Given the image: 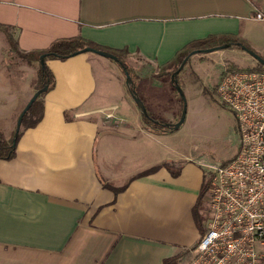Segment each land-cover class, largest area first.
<instances>
[{"label": "crops", "instance_id": "crops-1", "mask_svg": "<svg viewBox=\"0 0 264 264\" xmlns=\"http://www.w3.org/2000/svg\"><path fill=\"white\" fill-rule=\"evenodd\" d=\"M257 12L264 0H0V23L22 51L75 35L127 49V61L152 69L138 91L160 117L169 96L156 73L189 42L231 34L264 55ZM8 53L0 30V129L10 138L13 108L34 94L36 68L22 63L25 75L12 85ZM111 60L92 52L47 60L55 86L43 98V117L22 132L12 159H0V264H163L185 250L182 264H189L201 236L194 207L204 171L193 158L176 157L166 135L147 130L134 102L122 111L112 86L121 68ZM137 147L147 157L123 174ZM166 164L180 171L173 175ZM104 182L127 185L115 193Z\"/></svg>", "mask_w": 264, "mask_h": 264}, {"label": "built area", "instance_id": "built-area-1", "mask_svg": "<svg viewBox=\"0 0 264 264\" xmlns=\"http://www.w3.org/2000/svg\"><path fill=\"white\" fill-rule=\"evenodd\" d=\"M217 93L236 116L240 145L228 163L207 165V220L189 264H264V70H226Z\"/></svg>", "mask_w": 264, "mask_h": 264}, {"label": "rangeland", "instance_id": "rangeland-1", "mask_svg": "<svg viewBox=\"0 0 264 264\" xmlns=\"http://www.w3.org/2000/svg\"><path fill=\"white\" fill-rule=\"evenodd\" d=\"M248 50L262 57L264 56L254 49ZM248 50L241 47H228L208 53H196L180 73L179 79L186 103V106H184L186 109V119L179 129L163 133L166 136L162 142L167 141L170 143L171 148L177 153L176 157L184 158L187 156L198 162L204 171V182L206 183L209 182L211 176V171L207 165L221 164L233 158L239 150L240 141L236 116L220 99L217 93V86L226 69L233 66L247 69L258 65V61ZM127 62L133 71L140 76L138 78L135 77L137 88L139 81L142 80L141 76L147 75V78L151 77L152 69L148 66H143L141 62L132 59ZM4 63L7 72H9L14 81L12 85L16 86V82L19 81L20 77L25 75L23 73L25 64H22L25 62L13 53H8L4 58ZM157 84L160 91L167 93L169 96L165 104L166 106L160 109L159 113L163 119L174 123L179 119L184 109H182L181 95L174 88L169 77L164 80L159 79ZM112 86L113 94L123 111V108H126V100L133 103L134 99L126 84L125 73L121 69L115 73ZM20 108V103L13 108L17 118L20 114L19 112L22 110ZM5 114L8 115L7 111H5ZM123 117L126 122L135 121L128 111L123 112ZM133 149L125 157V165L121 170L123 174L136 166L142 165L144 159L147 157L145 156L146 153H139L138 147L135 151ZM136 155H139V157L134 158ZM119 168L120 165L118 167L116 165V170H119ZM203 216L204 223L207 220L205 212Z\"/></svg>", "mask_w": 264, "mask_h": 264}, {"label": "trees", "instance_id": "trees-1", "mask_svg": "<svg viewBox=\"0 0 264 264\" xmlns=\"http://www.w3.org/2000/svg\"><path fill=\"white\" fill-rule=\"evenodd\" d=\"M0 30H2L4 34L6 35V39L9 43V53H13L16 57L21 59L23 62L27 63L29 66L36 68V77L32 81V86L35 89V91L46 87V90L43 91L41 95L35 99L31 107L24 114L22 118L20 130L18 131L16 136H15L16 125L14 128L13 134L10 138H7L5 134L3 133V131L0 129V159H5V160L12 159L16 154V145H17L18 139L20 138L22 132L27 128L36 126L43 117V111H44L43 98L45 94L55 86L54 74L47 65L48 59L64 60L71 56L79 54L80 53L79 51L86 47H91L96 50H103L111 54H114L119 58L121 62V63L117 62V64L120 66L122 71L125 72L124 68H126L131 75L133 83L131 86L128 87V89L132 97H133V94L136 93L137 96L141 99V101L145 104V101L143 97L140 95L138 88H137V84L135 82V77L138 78L140 76L138 75V73H135L133 71V69L131 68V66L126 60V56L129 54V51L127 49H122V50L109 49L107 47L98 45L97 43H94L93 41H90L82 37L81 35H75L71 37L56 39L55 41L51 43L49 47L44 48V49H33L29 51H22L18 47L17 39L10 32V26L0 23ZM246 43L247 42L245 40L240 39L236 37L235 35H231V34L210 35L203 39L191 41L187 45H185L182 49H180L176 53V55L173 57V59H171L166 64L162 65L158 69L156 76H158L161 79H166L168 77L171 78L172 75L179 69L183 61L189 55L195 52L203 53L202 51L213 49V48L223 46V45H229V47H241V48L246 47V49H253L250 47L249 44H246ZM43 54L45 55L44 63H41L40 57ZM189 60L190 59H188V61ZM188 61L186 62V64L188 63ZM263 66H264L263 64L258 62L257 66L252 67V68H247V69L263 71ZM183 69L184 67L180 70L177 76L178 79ZM231 69L233 70V69H239V68L233 66L226 70H231ZM179 85L181 86L180 79H179ZM173 86L176 89V86L174 84ZM181 103H182V109H183L185 101L181 99ZM135 105H136V102H135ZM146 109H147V114H143L141 113V111H140V114H141V121L147 130L153 133H157V134H162V133L170 132L171 130H176L174 129L173 126L167 125L168 123L170 124V122H168L162 117L151 112L147 106H146ZM181 114H180V117H181ZM66 118L70 119L68 114H66ZM14 137L15 139L13 140ZM230 160L231 159L224 161L221 164H226ZM159 166H155L150 169L139 172L135 174L134 176H132L130 179L149 174L155 171ZM166 166L172 171L173 175H177L178 172L180 171V169L178 168L173 169L168 164H166ZM103 185L104 187H108L112 189L115 193H118L125 189L127 183L119 187H116L109 182H104ZM206 188H207V183L203 182L198 202L196 203L194 207V216L198 224V227L200 228L201 234H203L204 232L203 196L205 194ZM188 255H189V252L185 250L176 256H172V257L164 259L163 264H182V262L187 259Z\"/></svg>", "mask_w": 264, "mask_h": 264}, {"label": "water", "instance_id": "water-1", "mask_svg": "<svg viewBox=\"0 0 264 264\" xmlns=\"http://www.w3.org/2000/svg\"><path fill=\"white\" fill-rule=\"evenodd\" d=\"M229 45H223V46H219V47H216V48H213V49H208V50H205V51H202L203 53H206V52H211V51H214V50H220V49H224V48H228ZM244 49H246V47H243ZM248 50V49H247ZM249 51V50H248ZM80 53H83V52H92V53H96L98 55H102V56H105L107 58H111L113 59L114 61L116 62H120L119 58L114 55V54H111L107 51H103V50H96V49H93L91 47H86L82 50L79 51ZM251 53V55H253V57L261 64L264 65V58L260 55H258L257 53H254L252 51H249ZM198 52H195L193 54H196ZM189 55L184 61L183 63L180 65L179 69L172 75L171 77V81L172 83L176 86V89L177 91L180 93L181 95V99H183L185 101V96H184V93H183V90H182V87L179 85V79L177 78L180 70L185 66L186 62L188 61V59L191 58V56L193 55ZM44 58H45V55H41L40 57V62L41 63H44ZM121 63V62H120ZM124 73H125V76H126V84L129 86L132 85L133 81H132V78H131V75L130 73L128 72V70L126 68H124ZM46 90V87H44L43 89H38L34 92V94L32 95V97L30 98V100L27 102V104L25 105V107L23 108V110L21 111V113L19 114L18 118H17V121H16V131H15V136L16 134L18 133V131L20 130V127H21V122H22V118L24 116V114L26 113V111L31 107V105L33 104V102L35 101V99L41 95V93L43 91ZM133 98L136 102V106L137 108L139 109V111H141V113L143 114H147V109H146V106L145 104L141 101V99L137 96L136 93L133 94ZM186 104V103H185ZM184 104V106H186ZM186 119V109L184 108L183 111H182V114H181V117L180 119L176 122V123H168L167 125L168 126H173L174 129H179L181 127V125L184 123ZM15 139V137L13 138V140Z\"/></svg>", "mask_w": 264, "mask_h": 264}]
</instances>
